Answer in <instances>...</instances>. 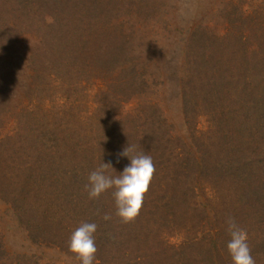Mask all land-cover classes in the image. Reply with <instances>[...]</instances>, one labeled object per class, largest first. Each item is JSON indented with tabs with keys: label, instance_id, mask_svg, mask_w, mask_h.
Here are the masks:
<instances>
[{
	"label": "trees",
	"instance_id": "1",
	"mask_svg": "<svg viewBox=\"0 0 264 264\" xmlns=\"http://www.w3.org/2000/svg\"><path fill=\"white\" fill-rule=\"evenodd\" d=\"M53 2L55 5L51 10ZM112 2L116 4L112 5ZM59 4L61 7L57 10L56 5ZM39 5L41 9L37 8ZM103 6L104 10L94 17V11ZM138 6V2L133 3L132 10H138ZM50 19L53 22L49 23ZM116 20L117 0H0V61L18 36L31 32L45 33L50 47L45 42L39 51V58H36V53L32 57L33 62L41 65L35 70L39 76L46 69L53 77H65L61 70L54 72L55 68L60 69L59 59L62 57L67 61L69 70L75 68L68 77L78 76L82 70L79 65L84 63L86 66L87 63L86 67L97 69L99 75L95 77L119 80L121 89L126 90L123 94L131 98L136 93L146 96L145 99L140 97L142 105L139 116L124 122L128 128L117 136V146L115 140L112 141L111 155L106 159L98 154L92 157V161H83V156L77 155L74 164L67 158L71 146L69 140L63 144L55 141L56 152L47 153V143H39L37 140L39 132L35 139V134L26 129L29 144L33 147L37 144L35 153L30 155L32 165L26 167L30 173L27 175L24 169L26 177L19 181L8 175H0V194L7 193L9 196L22 188L26 192L23 193L26 200L37 193V189L39 194L34 196L43 205L51 201L46 196L52 198L51 202L55 204L54 217L58 215L52 226L43 224L44 219L29 226L32 238L40 243H59L64 248V243L69 242L72 233L82 222L95 223L98 227L94 239L98 251L93 264L106 263L103 253L108 243L117 245V264H228L226 252L231 239L228 224L220 225L215 234L210 232V211L197 199L198 187L201 181L212 180L215 183L212 184L214 191L219 192L217 204L213 203V208L217 213L223 211L221 216L216 214L217 221L222 223L229 218L237 219L233 215L241 212L242 217L235 222L243 229V222L247 219L245 216L249 214L246 213V207L242 209L236 200L239 196L244 198L245 195H251L253 185L249 180L257 174L253 169L260 171L258 163H261V158L240 161L232 160L231 156H243L247 143L253 140L247 134L253 132L254 127L248 128L246 134L242 130L243 126H247L244 124L245 119L252 122V115L258 113L257 109L264 115L263 44L261 50H249L248 46L252 45L249 35L236 24H231V29L227 27L228 31L224 34L215 35L212 28L201 24H192L179 30L178 25H173L170 19L164 22L170 33H181L184 52L192 60L190 66L183 68L184 76L177 80L191 136V143H187L179 133H174L173 126L158 103L161 101L153 96L159 92L154 91V84L163 79L165 85V65L171 63L169 50L164 46L159 47L158 51L134 47L135 41L141 42L153 33L160 36V28L149 30L143 26L144 23L139 25L133 16L134 26L130 32L126 30L128 24L121 23L124 26L121 31L125 33L119 40L117 28H114ZM47 23L49 29L45 27ZM238 23H241V19ZM54 25H59V30H54ZM99 25L104 27L100 28ZM155 41L158 43L159 40ZM137 58L141 60L138 62ZM43 61L47 64H43ZM143 61L147 62L145 69L139 64ZM150 65L154 67L151 74L148 68ZM239 74L245 78L246 83L235 80ZM38 79L35 78L36 81ZM260 97L261 102L258 101ZM232 103L235 104L234 108ZM202 113L210 121L206 131L200 130L198 126L199 115ZM27 115H32L39 122L35 112L28 111ZM261 141L264 142V137H261ZM127 145L134 146L136 152L150 155L156 171L138 217L124 223L117 215L113 194H109L114 189L106 191L97 199H90L85 185L88 184L89 174L98 168V164L111 162L117 171L112 170V175L122 172L130 164L129 158L122 157L117 162L112 157L116 150L118 153L119 149L124 150ZM61 147L63 150L60 151ZM89 163L90 169L85 166ZM239 171L243 174H238L237 183H234V173ZM52 172L53 178L59 182L44 177L39 180V177L48 176ZM260 180L256 187L264 184V176ZM231 208L234 210L232 214ZM105 214L110 219H103ZM167 229L185 233L184 239L180 243L169 241L163 236V231ZM149 253L154 255L149 256ZM0 264H15L7 257L1 237Z\"/></svg>",
	"mask_w": 264,
	"mask_h": 264
},
{
	"label": "rangeland",
	"instance_id": "2",
	"mask_svg": "<svg viewBox=\"0 0 264 264\" xmlns=\"http://www.w3.org/2000/svg\"><path fill=\"white\" fill-rule=\"evenodd\" d=\"M230 1L231 3H229ZM136 2L139 3L138 10H132L133 3ZM115 4L112 2V5ZM54 5L55 2L50 6L51 10ZM59 7H61L60 4L56 5L57 10ZM37 8L39 9L40 5ZM103 10L104 6L99 7L92 15L97 17ZM225 12L227 14H224ZM263 15L264 0H117V20L114 21L116 25L114 28H117L119 40L125 33L121 31L124 27L121 23L128 24L126 30L130 32V28L134 26L133 16L137 18L139 25L144 23L143 26L149 30L160 28V36L151 33L152 35L143 38V41H135L134 47H139V50L142 48L148 51L153 48L158 51L159 47L164 46L169 50L171 63L165 65V68L167 67L165 85L163 79L154 84L156 87L154 91L159 92L153 96L156 100L161 101L158 103L165 111L168 122L174 128V133H179L184 137L185 142L191 143L184 115L182 92L177 80L184 76L183 68L190 66L192 60L184 52L185 44L180 40L181 33L179 31L175 34L170 33L164 22L170 19L173 25H178L179 30L186 29L192 24H201L212 28L215 35L224 34L228 31L227 27L231 29V24H236L235 26L244 29L245 33L249 35L252 45L248 47L253 52L256 51L254 49H260L262 44L264 50ZM239 19H241V23H238ZM28 21L31 22L29 18ZM51 22L53 20L50 19L49 23ZM45 27L49 29V24H45ZM99 27L103 28L104 26L99 25ZM53 29L59 30V25H54ZM155 40H159L158 43ZM45 42L50 47L45 33L22 34L16 38L4 59L0 61V175L3 177L8 175L18 181L26 177L25 172L27 175L30 173L26 167L32 165L30 155L37 145L33 147L32 144H29L26 129L35 134L33 136L35 139L36 133L39 132L37 140L39 143H47L49 149L46 151L47 153L56 152L55 141L63 144L65 140H69L71 146H69L67 158L74 164L77 155L83 156V161H92V157L94 155L96 157L98 154H102L101 157L106 159L111 155L112 141L115 140L116 143L117 136L127 127L124 122L133 119L136 115L139 116L142 105L140 97L144 99L146 97L141 93H136L132 98L126 93L123 94L126 90L121 89L119 80L109 79L105 76L95 77V75H99L97 69L86 67L87 63L86 66L84 63L79 65L82 70L79 71L78 76L68 77L71 75L70 71L75 68L69 70L67 61L62 57L61 60L59 59L60 69L55 68L54 72L61 70L65 77L62 79L53 77L46 69L42 72L43 75L39 76L35 70L41 65L33 62L32 57L36 53V58H39L40 50L45 46ZM146 58L148 59V57ZM130 60L134 61L133 58ZM139 60L141 59L137 58L138 62ZM43 64L47 63L43 61ZM139 64L143 65L142 68H147L146 61ZM148 68L149 74H151L154 67L150 65ZM36 77H39L37 81ZM235 80L246 83L241 74L236 76ZM258 101L261 102V97ZM232 106L234 108L235 104L232 103ZM25 111L35 112L40 123L32 115L25 116ZM21 112H23L22 115ZM257 112L256 115H252V122L245 119L244 124L247 126L242 128L246 134L249 131L248 128L254 127V131L247 134V136L253 137L252 142L247 143V149L243 156L232 155L231 158L240 161L261 158V163H258L261 167L260 171L253 169L257 174L249 180L253 185L250 191L251 195H245L244 198L239 196L236 202L242 209L246 207V213L249 214L248 217L245 216L248 221L246 219V222H243V229L247 232V243L255 264H264V184L256 187L261 181V177L264 176V142L261 141V137H264V115L259 109ZM198 126L202 131L209 128L210 121L206 114L199 115ZM257 149L261 151L256 152ZM122 151L119 149L118 153ZM118 153L116 150L112 160L117 161ZM258 161L260 160L258 159ZM85 166L90 169L91 164ZM99 166L100 164L97 167ZM24 169H26L25 172ZM244 171L246 175L247 168ZM53 174L54 172L48 176L39 177V180L44 177L50 178L53 182H59L60 180L53 178ZM238 174H243V172L234 173V183H237ZM262 182L264 183V181ZM212 184L215 185L210 179L201 181L197 199L208 207L210 211L209 229L212 234H215L216 229L220 225H226L228 220H224L222 223L217 221V217L221 216L223 211L218 208L217 213L213 208V203L217 204L216 197L219 192L214 191ZM5 185L8 186L7 183ZM2 188L6 190L4 185ZM36 192L26 200L24 199L26 192L22 188L9 196L7 193L0 194V237L5 244L7 257L15 264H82L76 254L70 251V239L68 243H64L65 247L63 248L59 243H40L32 238L29 230L30 225L34 226L33 223L44 219L43 224L50 226L58 217V215L54 217L52 198L46 196L51 201H47L43 205L34 196L39 194L37 189ZM17 194L19 195L17 196ZM109 194L113 193L110 191ZM230 213H234L232 208ZM233 216L239 219L242 214L240 212ZM163 232V236L173 243H180L185 236V233H180L177 229L172 231L167 229ZM192 232L193 230H191ZM115 246L117 245L111 243L104 246L103 255L106 258L104 264H117V248ZM140 253L142 254L141 251H139ZM153 255V253H149V256ZM226 256H228V264H233L234 261L228 248Z\"/></svg>",
	"mask_w": 264,
	"mask_h": 264
},
{
	"label": "clouds",
	"instance_id": "3",
	"mask_svg": "<svg viewBox=\"0 0 264 264\" xmlns=\"http://www.w3.org/2000/svg\"><path fill=\"white\" fill-rule=\"evenodd\" d=\"M117 156V162L120 157H127L130 164L118 175H112V170L115 169L111 162H104L89 174L88 184L85 187L90 199H97L106 191L114 189L117 215L124 223H129L138 217L156 169L150 155L136 152L131 145H127ZM103 219L108 220L110 216L105 214ZM227 224L231 236L227 248L234 264H255L247 243L246 230L242 229L233 218H229ZM97 227L95 223L82 222L71 235L70 251L76 254L82 264H93L98 251L94 239Z\"/></svg>",
	"mask_w": 264,
	"mask_h": 264
}]
</instances>
